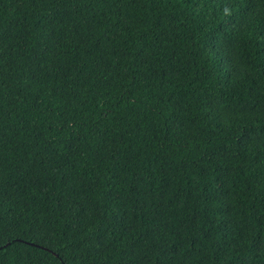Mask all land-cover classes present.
<instances>
[{
    "label": "trees",
    "instance_id": "1",
    "mask_svg": "<svg viewBox=\"0 0 264 264\" xmlns=\"http://www.w3.org/2000/svg\"><path fill=\"white\" fill-rule=\"evenodd\" d=\"M0 264H264V0H0Z\"/></svg>",
    "mask_w": 264,
    "mask_h": 264
}]
</instances>
